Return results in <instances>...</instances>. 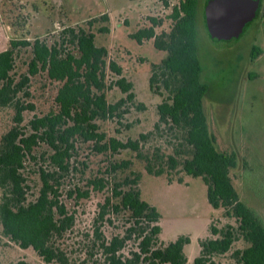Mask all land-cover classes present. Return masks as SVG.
Returning <instances> with one entry per match:
<instances>
[{
	"label": "rangeland",
	"instance_id": "1",
	"mask_svg": "<svg viewBox=\"0 0 264 264\" xmlns=\"http://www.w3.org/2000/svg\"><path fill=\"white\" fill-rule=\"evenodd\" d=\"M179 1L0 0V28L6 29L3 35L0 34V51L9 47L12 39L33 41L40 37L51 45L57 44L64 55L68 52L78 54L77 45L71 42L70 37L61 36L62 29L84 28L93 32L96 44L108 50L107 63L115 61L122 66L123 75L133 82L136 94L134 101L127 100L120 105L119 114L116 112L106 119H96L99 131L106 133L107 138L115 137L121 141L140 139L141 151L145 155H152L157 149L167 155L175 154L182 135L164 124L156 128L158 105L164 96L152 90L149 84L152 64L160 63L167 53L155 48L153 38L138 43L131 35L150 26V17L163 20L155 28L157 33L169 31L172 23L169 15ZM204 3L205 0L199 2L201 13ZM103 13L109 15V20L101 18ZM201 18L199 55L204 65L203 79L210 85L204 98L209 125L220 149L238 153L239 166L232 172L234 185L241 198L264 219V11L241 36L229 40L211 38ZM104 25L109 26V32L100 31ZM254 44L260 45L263 51L252 60L250 53ZM32 57V47H18L11 72L17 80L24 74L30 76L27 85L30 96H23L22 100L32 102L35 108L24 112L21 124L24 132H28V123L35 116L59 111L56 97L63 84L50 78L44 69L35 75L29 74ZM251 73L255 75L251 77ZM118 77L109 67L106 69L104 91L109 103L126 97L115 83ZM13 117L12 106H0V136L14 125ZM142 133H146L147 138H141ZM73 143L69 170L61 174L58 183L60 201L75 220L73 227L57 241L66 255V264H105L99 251L97 230L106 240L128 235L134 227L130 213L124 209L117 212L110 206L101 218V206L108 198L111 205H118L120 200L113 196L116 185L122 184L126 177L133 180L135 173L140 174L138 187L142 199L155 206L162 216L158 246L188 235L191 242L185 248L187 264H194L200 255L199 240L211 237V224L217 228L229 224L238 226L234 218L226 217L223 209H214L209 204L207 186L202 178L188 175L181 165L175 169L165 166L163 174L155 175L147 171L146 161L130 148L116 153L100 152L95 141L78 135ZM49 154L48 145L40 141L34 146L33 154L26 157L22 171L26 178L28 201L35 200L39 194L40 169H53ZM179 155L180 160L186 157L183 153ZM124 161H130V164L112 169L113 164ZM101 180L104 187L93 184ZM127 188L122 186V189ZM138 243L136 232L125 244L122 251L125 257L138 250ZM247 245L238 236L228 253L212 257L213 264H240L234 254ZM21 262L45 264L32 248L21 249L4 236L0 225V264Z\"/></svg>",
	"mask_w": 264,
	"mask_h": 264
},
{
	"label": "trees",
	"instance_id": "2",
	"mask_svg": "<svg viewBox=\"0 0 264 264\" xmlns=\"http://www.w3.org/2000/svg\"><path fill=\"white\" fill-rule=\"evenodd\" d=\"M199 2L180 0L175 4L169 15L172 21L169 31L157 33L155 28L163 20L150 17V26L140 28L131 35L138 43L153 38L155 48L167 53L160 63L152 64L149 84L152 90L164 96L158 105L156 128L164 124L182 135L175 154L167 155L157 149L152 155H145L141 151L140 139L121 141L115 137L107 138L106 133L99 131L95 120L114 116L116 112L119 114L120 105L127 100L134 101L136 94L133 82L123 75L122 66L115 61L107 63L108 50L96 44L93 32L84 28L62 29L61 36L70 37L71 42L77 45L78 54L68 52L64 55L57 44L51 45L40 37L33 41L27 38L12 39L9 47L0 51V106H12L14 109V125L0 136V225L4 236L21 249L32 248L45 264L67 263L66 255L58 247L57 241L73 227L75 220L60 201L58 183L61 174L69 170L73 139L78 135L85 140L95 141L100 152L116 153L128 148L136 151L146 161L149 173L161 175L165 166L175 169L181 165L188 175L202 178L207 186L209 204L214 209H223L226 217L234 218L238 226L229 224L217 228L211 224V237L199 240L200 255L194 264H213L212 257L228 253L238 236L248 244L245 249L235 252L238 262L264 264V219L241 198L236 189L232 172L239 166L238 153L219 148L204 106L210 85L203 79L204 65L199 55L201 17L207 34L213 39L217 38L211 36L207 27L205 6L208 0H205L202 13ZM263 11L264 2L261 0L254 19ZM101 18L109 20V15L103 13ZM254 19L245 25L244 30ZM100 31L109 32L110 28L104 25ZM21 46L32 47L29 74L35 75L44 69L50 78L63 83L56 97L59 111L32 118L28 123V132L23 131L21 124L25 110L35 108L32 102L22 100L23 96H30L27 89L30 76L24 74L17 80L11 73L15 66L16 49ZM262 51L260 45L254 44L251 59H257ZM108 67L119 76L115 83L126 94L116 103H109L104 91ZM254 75L251 73L250 76ZM147 136L142 133L140 137L144 139ZM40 141L50 148L49 159L53 169H40L39 194L35 200L28 201L22 169L26 157L33 154L34 146ZM181 153L186 155L183 160H180V155L177 156ZM129 164L130 161L115 163L112 169ZM139 181V173H135L133 180L126 177L114 189L113 196L120 200L119 204L111 205L108 198L101 206V218L111 206L117 212L121 209L128 211L134 221V227L123 238L116 236L106 240L96 231L104 263L187 264L185 247L190 244V237L181 235L174 241L158 246L162 216L155 206L142 199ZM93 184L104 187L102 180ZM122 186L128 188L122 189ZM136 232L138 250L125 257L122 253L125 244Z\"/></svg>",
	"mask_w": 264,
	"mask_h": 264
},
{
	"label": "water",
	"instance_id": "3",
	"mask_svg": "<svg viewBox=\"0 0 264 264\" xmlns=\"http://www.w3.org/2000/svg\"><path fill=\"white\" fill-rule=\"evenodd\" d=\"M261 0H208L206 22L212 37L229 40L239 37L257 14Z\"/></svg>",
	"mask_w": 264,
	"mask_h": 264
},
{
	"label": "crops",
	"instance_id": "4",
	"mask_svg": "<svg viewBox=\"0 0 264 264\" xmlns=\"http://www.w3.org/2000/svg\"><path fill=\"white\" fill-rule=\"evenodd\" d=\"M4 2H7V1H4ZM4 2H3V3H4ZM2 5H3V4H2ZM2 9H3V6H2ZM5 31H6V29H1V28H0V34L3 35ZM185 248H186V247H185ZM185 251H186V250H185Z\"/></svg>",
	"mask_w": 264,
	"mask_h": 264
}]
</instances>
